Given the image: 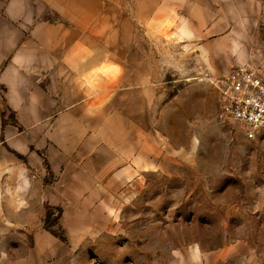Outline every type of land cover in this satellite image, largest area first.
Instances as JSON below:
<instances>
[{
    "label": "rangeland",
    "instance_id": "374dc122",
    "mask_svg": "<svg viewBox=\"0 0 264 264\" xmlns=\"http://www.w3.org/2000/svg\"><path fill=\"white\" fill-rule=\"evenodd\" d=\"M113 4L161 70L149 84L156 95L145 166L114 179L111 194L84 196L81 212L48 210L49 253L38 254L28 237L0 264H264V130L245 139L222 117L213 84L233 61L264 69V0L212 9L208 51L198 49L196 21L180 10L155 15L137 0Z\"/></svg>",
    "mask_w": 264,
    "mask_h": 264
},
{
    "label": "crops",
    "instance_id": "0c3cea01",
    "mask_svg": "<svg viewBox=\"0 0 264 264\" xmlns=\"http://www.w3.org/2000/svg\"><path fill=\"white\" fill-rule=\"evenodd\" d=\"M137 1L195 20L206 51L204 21L225 2ZM159 68L113 0H0V258L28 237L49 253L48 210L81 212L84 196L145 166Z\"/></svg>",
    "mask_w": 264,
    "mask_h": 264
},
{
    "label": "built area",
    "instance_id": "2783aa9c",
    "mask_svg": "<svg viewBox=\"0 0 264 264\" xmlns=\"http://www.w3.org/2000/svg\"><path fill=\"white\" fill-rule=\"evenodd\" d=\"M222 117L235 121L245 139L254 140L264 130V69L241 64L216 76Z\"/></svg>",
    "mask_w": 264,
    "mask_h": 264
}]
</instances>
